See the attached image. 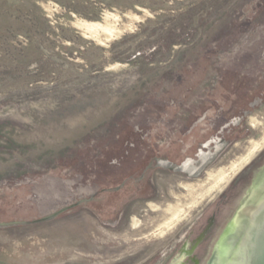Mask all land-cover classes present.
<instances>
[{"label": "rangeland", "instance_id": "374dc122", "mask_svg": "<svg viewBox=\"0 0 264 264\" xmlns=\"http://www.w3.org/2000/svg\"><path fill=\"white\" fill-rule=\"evenodd\" d=\"M263 139L264 0H0V264H206Z\"/></svg>", "mask_w": 264, "mask_h": 264}, {"label": "flooded vegetation", "instance_id": "af4514ba", "mask_svg": "<svg viewBox=\"0 0 264 264\" xmlns=\"http://www.w3.org/2000/svg\"><path fill=\"white\" fill-rule=\"evenodd\" d=\"M261 169L262 168H259L255 173V177L250 179L249 182L243 186L244 187L243 194L240 197V199L237 201L234 211L232 212L231 218L227 222L225 230L221 232L219 238L217 239L218 242L217 241L215 242L212 248V254L209 260L206 262V264H221L224 258L227 259V262L224 264H239L242 261V257H243L242 254L244 253L245 255L246 253V250L244 249V244H245V239L247 237L246 233L250 225L246 229L245 236L243 237V239L240 240L237 237L238 223H235L234 220L236 219L237 221L240 218L239 221L241 222L245 219V218H242L241 216L238 217L239 215L237 214L241 212V209L243 208L244 204L249 201L248 199L251 194V189L254 187L255 183L258 181L257 175ZM184 244H185L184 247L189 245L188 241H185ZM236 252L237 253L239 252V255H238L239 260L237 261H235V259L230 260V258L233 255L235 254L237 255ZM232 261H235V262L233 263ZM180 264H182V262Z\"/></svg>", "mask_w": 264, "mask_h": 264}, {"label": "bare ground", "instance_id": "6f19581e", "mask_svg": "<svg viewBox=\"0 0 264 264\" xmlns=\"http://www.w3.org/2000/svg\"><path fill=\"white\" fill-rule=\"evenodd\" d=\"M140 18V17H139ZM141 20V19H140ZM139 20V21H140ZM135 21V20H134ZM138 22V21H137ZM114 25H115V22H114ZM132 25V23H131ZM134 26V25H133ZM81 27L87 29V30H90V31H98V30H101L102 31H105V33H107L109 36H113L115 34H120L123 32V29H119V28H116V27H103V26H100V25H82ZM135 27V26H134ZM133 29V28H131ZM130 30V29H129ZM124 33V32H123ZM93 34V32H92ZM104 34V33H102ZM101 34V35H102ZM95 36V35H94ZM100 36V35H99ZM102 37V36H101ZM108 37V36H107ZM105 38V37H103ZM109 38V37H108ZM109 39H107L108 41ZM100 41V40H99ZM106 41V39H105ZM106 41V42H107ZM264 140V139H263ZM260 143V142H259ZM264 144V143H263ZM255 148L251 150V152L248 154V156L246 158H242L243 160L240 162V163H235L232 167H231V171L227 172V173H224L219 179L218 181L214 184V186L211 188V190L213 189H220V185L226 181H231L235 175H237L241 170L242 168L244 167V165H246L249 160L251 159V156L254 154L255 151L259 150L262 145L261 144H257L256 146H254ZM251 149V148H249ZM258 152V151H257ZM251 165V164H250ZM261 174H263L261 176V178L259 179L258 181V184H257V190L259 189V192L262 193L264 192V172H262ZM221 190V189H220ZM219 191V190H218ZM259 193V194H260ZM195 204H193L192 206H194ZM158 207V206H157ZM258 208V204H257V207H253V208H250L245 216V218L247 216H253V214L255 213L256 209ZM156 210V209H154ZM169 212V211H168ZM189 212V211H188ZM186 211H177L175 214H174V217L171 218V220L169 222H165L166 223V226L167 227H171L173 226L176 222L178 223L179 220H181L182 218H184L186 216V214L188 213ZM242 218H244V215H242ZM141 222L136 219L135 221V227L138 226ZM163 227V226H162ZM167 231V230H166ZM162 234V233H161Z\"/></svg>", "mask_w": 264, "mask_h": 264}, {"label": "water", "instance_id": "95a60500", "mask_svg": "<svg viewBox=\"0 0 264 264\" xmlns=\"http://www.w3.org/2000/svg\"><path fill=\"white\" fill-rule=\"evenodd\" d=\"M252 217L244 244L246 253L242 254V261L239 264H264V204L258 206ZM238 255L239 252L230 260H239Z\"/></svg>", "mask_w": 264, "mask_h": 264}, {"label": "trees", "instance_id": "16d2710c", "mask_svg": "<svg viewBox=\"0 0 264 264\" xmlns=\"http://www.w3.org/2000/svg\"><path fill=\"white\" fill-rule=\"evenodd\" d=\"M198 158H202L204 159V157H206V154H204V151L201 149L200 153L198 154L197 156ZM186 162H189L187 164H192V165H195V162L196 160L194 159H188ZM185 163V162H184ZM262 172H264V167L263 169H261L259 172H258V175H257V179L259 181V179L261 178V176L263 174H261ZM258 181L255 183L254 187L251 189V194H250V197H249V201L247 203L244 204L243 208L241 209V212H239L237 215H239L238 217H242V215H244V218L249 210V208H253V207H257V204L258 206L264 204V192L260 193L259 191L256 192V189L255 186H257L258 184ZM260 193V194H259ZM68 209V208H67ZM66 210V209H64ZM49 218V217H48ZM240 219V218H239ZM239 219L236 221V219L234 220L235 223H238L237 227V237L238 239H243V237L245 236V232H246V229L247 227H249L250 225V222L252 220V217L251 216H247L243 221H239ZM240 222V223H239ZM227 262V259H223L222 260V263L221 264H224Z\"/></svg>", "mask_w": 264, "mask_h": 264}, {"label": "crops", "instance_id": "0c3cea01", "mask_svg": "<svg viewBox=\"0 0 264 264\" xmlns=\"http://www.w3.org/2000/svg\"><path fill=\"white\" fill-rule=\"evenodd\" d=\"M204 159H207V157H205ZM187 163H189V162H185V163H183L182 165H179V166H177L178 167V169H180V170H188V171H192V174H195L197 171H200V170H202L203 169V167H204V165H201L200 167H198V168H195L194 166L195 165H192V164H187ZM204 164V163H203ZM263 167H264V164L262 165V166H260L259 168H262L263 169ZM193 168V169H192ZM258 168V169H259ZM192 169V170H191ZM258 169H251V170H248V172H247V182H249V180L250 179H252L253 177H255V173H256V171L258 170ZM196 170V172L194 173V171ZM251 174V175H250ZM249 175H250V177H249ZM257 186H255V188L254 189H256V192L257 191H259V189L257 190V188H256Z\"/></svg>", "mask_w": 264, "mask_h": 264}]
</instances>
